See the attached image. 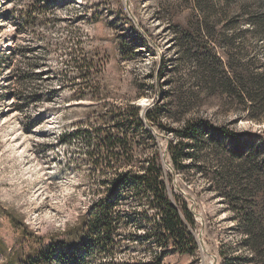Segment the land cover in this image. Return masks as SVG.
Instances as JSON below:
<instances>
[{
	"label": "rangeland",
	"instance_id": "1",
	"mask_svg": "<svg viewBox=\"0 0 264 264\" xmlns=\"http://www.w3.org/2000/svg\"><path fill=\"white\" fill-rule=\"evenodd\" d=\"M206 24L217 33L210 45L219 56L264 68V0H0V264L52 240L60 255V242L82 222L73 264H222L221 251L229 262L264 264V244L252 251L244 243L201 175L221 168L213 149L184 145L193 158L172 164L170 129L196 118L263 144V106L239 86L226 96L220 76L213 95L205 94L196 27ZM133 107L142 123L131 118ZM119 112L122 128L137 136L123 159L107 164L97 139L117 132ZM149 163L168 205H192L195 223L182 226V239L162 230L152 192L134 179ZM99 200L118 214L115 258L91 231Z\"/></svg>",
	"mask_w": 264,
	"mask_h": 264
},
{
	"label": "trees",
	"instance_id": "2",
	"mask_svg": "<svg viewBox=\"0 0 264 264\" xmlns=\"http://www.w3.org/2000/svg\"><path fill=\"white\" fill-rule=\"evenodd\" d=\"M214 34H217L214 28L207 24L205 30L196 27V62L202 63L205 67V84L208 88L205 94L207 96L213 95L214 90H216V81L220 76V79L224 81V90L222 91L226 96L234 98L238 93L235 86H239L243 98L264 107V68L257 69L253 65V60L233 66L229 56H219L216 51H213L210 43L216 41ZM175 37L179 39V36L176 35ZM223 37L227 43H230V37ZM181 46L182 44L178 42V47ZM131 112L133 116L131 118L142 123V119L138 116L139 108L133 107ZM153 113L150 110L145 115L147 120L152 123ZM113 119L118 122L116 123L119 127L117 132L115 134L102 133L98 135L97 139V147L101 150V155L107 164L118 162L120 157L123 159V153L129 152V150L126 151V147L129 146L128 138L134 139L137 136L122 128L125 113H115ZM170 131L175 134L177 139L171 148L174 167H181V161L184 158H193V152H184L182 146L186 145V148L193 150L192 145L195 142L196 151L199 146L208 145L213 149L215 156L220 157L221 168L216 170L215 176H211L204 169L201 171V175L208 180L210 191L225 202L233 223L238 226L239 235L246 236V239L243 240L244 243L252 251L261 249L264 244V158H260L259 155L264 149V137L261 145H247L233 131L221 126H213L205 118L187 120L182 127L170 129ZM182 139H186L187 143L184 144ZM112 149L121 151V155L116 154ZM99 154L97 155L99 156ZM127 159L125 158L126 161ZM98 161L96 160L97 165ZM159 164H161L160 157ZM151 165L149 163L143 169V174L135 175L134 179L144 187L145 191L152 192V198L156 202V207L159 208V213H161L159 221L162 230L167 232L170 238L182 239L184 235L182 226L185 223L194 224V217L185 204L180 205L179 209L173 205H168L165 185L159 179V171ZM97 203L94 216L90 221V227L91 231L95 230L99 234L93 238L98 245L100 244L103 249L105 248L104 251H107V255L113 258L114 253L110 247L114 246L112 239L113 221L118 214L111 209L109 202L99 200ZM83 228L82 222L74 228L72 233L68 234L65 240L60 242L63 247L60 255L57 254L55 248L57 242L52 240L47 244H39L35 250L17 262H15L14 256H10L5 264H73L77 262L76 246L82 241L80 234ZM220 253L222 264H240L239 260L242 257H236L233 259L234 262H229L226 253L223 251Z\"/></svg>",
	"mask_w": 264,
	"mask_h": 264
},
{
	"label": "water",
	"instance_id": "3",
	"mask_svg": "<svg viewBox=\"0 0 264 264\" xmlns=\"http://www.w3.org/2000/svg\"><path fill=\"white\" fill-rule=\"evenodd\" d=\"M147 108H143V110L145 111ZM148 124H147V122H146V126H147ZM190 208H191V212H192V205H190ZM192 214H193V212H192ZM199 240L201 241V236L199 237Z\"/></svg>",
	"mask_w": 264,
	"mask_h": 264
}]
</instances>
